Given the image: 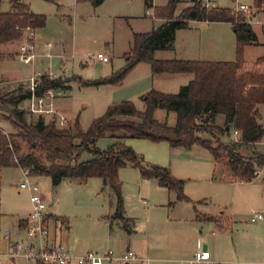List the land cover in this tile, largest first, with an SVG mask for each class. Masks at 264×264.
<instances>
[{
	"label": "rangeland",
	"instance_id": "rangeland-1",
	"mask_svg": "<svg viewBox=\"0 0 264 264\" xmlns=\"http://www.w3.org/2000/svg\"><path fill=\"white\" fill-rule=\"evenodd\" d=\"M22 1L31 10L46 16L47 24L41 32L47 35L52 46L57 43V48L62 52V60L52 58L54 55L51 54L52 57L48 55L49 59L34 61V57L30 63L21 61L17 55L19 47L29 36L24 30L16 43V55L9 61L1 57L0 67L9 62L10 68L19 70V78L24 77L26 80L35 73L56 72L57 67L65 70L67 74H59V77L65 84H69L70 88L64 91V95L53 100L55 107L67 118L66 125L59 127L61 129H67V126L77 119L80 128L86 130L94 119L104 114L108 106L122 101H130L138 110H143L144 102L141 96L148 90L155 89L152 84L177 93V85L186 78L181 76H187L160 73L161 75L152 80L149 64L140 62L120 83L81 86L74 77L83 81L99 80L125 67V54L130 49L132 33L151 31L155 24L153 10L146 7L144 0H104L99 5H94L92 0ZM9 2L10 0H2L0 10H9ZM154 2L158 4L157 7H161L166 5L167 0ZM214 4L227 8L245 4L252 8V14L256 12L253 0H214ZM179 7L177 11L180 10ZM240 14L245 15L246 22L251 20L252 29L258 35L259 43L245 46L243 50L245 64L242 70H251L256 58L264 55V24L260 23L264 21V13L251 18L248 14ZM5 45H0V52L8 49L9 45ZM98 53L107 56L109 60L103 62L97 59ZM162 54L164 53H160ZM49 65L50 69H46ZM27 85L28 81L7 85L0 89V95ZM148 86L150 88L142 92ZM0 106V128L3 126L1 130L7 134L17 132L10 123V109ZM25 107V102L18 105V108L26 113ZM166 113H169L167 122L170 124L176 118L173 112L156 109L154 117L161 121ZM26 118L29 122H36L38 119L29 115ZM216 121H224V116L218 114ZM261 122L264 128V116ZM219 136L223 135L215 130L201 134V138L208 140L215 148L221 142ZM223 137L229 141L225 145L232 143L235 138L233 130ZM15 140L20 144L21 151H27V145L20 137L16 136ZM113 142V139L103 136L97 140L96 147L103 150ZM121 142L129 147L130 143L134 145L135 148H131L142 158L140 162L144 166L159 165L168 168L167 165L172 160L179 175L176 178L183 180V193L190 201L178 200L174 191L160 186L155 179H143L137 167L126 165L119 170L118 177L124 216L129 220L130 226L120 225L119 231H116V227L110 231L106 221L115 209V195L109 186L103 185L100 178H90L82 183L66 180L53 189L48 177L30 176V181L38 184L39 193L51 204L52 213L67 218L69 226L77 235L76 238L73 234V239H77L79 243L101 245V249L107 250L110 249L109 245H116L129 238L131 247L147 246L151 253L167 260L169 264H181L173 260L189 257L198 243L201 248L206 245L217 262L264 263V221H250L253 214L264 212V188L260 178L253 185L232 183L230 171L222 165L224 160L220 159L214 170L213 163L208 161V154L199 149L201 147L191 151L172 147L174 156H185L184 161H181V158H171L168 145V151L164 152L163 157V154L159 156L160 152H154L153 149V146L161 145L148 140L124 139ZM260 142L256 148L264 153V136ZM237 150L244 156L249 155L244 149ZM91 157L89 152L83 151L79 161H86ZM163 159L166 165L148 164L151 160ZM22 177L19 167H7L0 171V216L3 213L10 215L17 210L22 214L28 211L29 192L17 187ZM197 213L223 216L220 220L226 228H217L214 222L196 217ZM225 217L226 222L223 220Z\"/></svg>",
	"mask_w": 264,
	"mask_h": 264
},
{
	"label": "trees",
	"instance_id": "trees-1",
	"mask_svg": "<svg viewBox=\"0 0 264 264\" xmlns=\"http://www.w3.org/2000/svg\"><path fill=\"white\" fill-rule=\"evenodd\" d=\"M103 1L92 0V3L99 5ZM144 1L146 7L153 9L154 17L163 22L149 32L132 33L130 49L125 54V67L99 80L73 79L81 86L120 83L140 62L148 63L152 74L190 73L193 79L173 94L148 90L141 96L143 110H138L130 101L110 105L86 130L80 128L77 119L67 129L59 128L55 119L45 121L39 117L36 122L27 121L26 116H32L27 107L26 113L18 108L19 103L26 102L29 97L27 86L0 95V105L10 109V123L17 131L5 135L0 128V171L4 167L28 168L31 176L48 177L52 186L65 180L82 183L90 178H100L103 185L109 186L115 195L112 217L125 221L128 219L124 217L118 172L128 163L138 168L143 179H156L160 186L174 191L178 200H190L183 193V180L173 177L167 167L142 165V158L121 142L124 139L166 142L171 147L186 149L200 145L209 151L215 162L223 159L237 181L249 182L256 177V171L264 167V154L255 152L251 156H244L237 150L239 144H254L264 136V128L257 120L256 110L258 105L264 104V74L255 69L242 71L245 63L244 47L256 40L251 27L245 22V15L227 7L205 6L201 0H191L192 5L175 15L176 6L182 0H167L166 5L161 7H154L148 0ZM253 6L255 14L264 12V0H253ZM191 20L231 23L236 37L235 60L216 62L154 58L156 51L173 47L176 31L187 28ZM45 22L44 14L31 12L22 0H10L9 10L0 11V44L17 41L25 28L35 30L43 27ZM246 27L250 29L245 30ZM262 64L264 56L254 62V66ZM50 88L67 91L70 86L61 77L50 79L42 75L36 92L42 94ZM156 109L175 113V123L170 125L167 121L157 120L154 117ZM218 114L224 116L222 127L214 125V118ZM230 126L238 130L240 135L238 141L229 145L220 142L215 148L200 136V133L211 130L225 135L228 133L226 127ZM16 136L26 143L27 151H21ZM103 136L115 142L101 150L96 147V142ZM83 151L89 152L92 157L79 161ZM196 217L217 221L215 217L199 213Z\"/></svg>",
	"mask_w": 264,
	"mask_h": 264
},
{
	"label": "crops",
	"instance_id": "crops-1",
	"mask_svg": "<svg viewBox=\"0 0 264 264\" xmlns=\"http://www.w3.org/2000/svg\"><path fill=\"white\" fill-rule=\"evenodd\" d=\"M129 1H132V0H129ZM201 1H203L204 4L208 7H210V6L220 7V6L214 4V0H201ZM144 4H145V1H144ZM152 5L154 7L158 6V4H156L154 2V0H152ZM190 5H192L191 1L189 2V0H182L180 3L177 4L174 14L178 15L184 8H186ZM178 6H180L179 11H177ZM29 10L33 13H36V11H33L30 8H29ZM0 11L6 12L8 10H0ZM259 13L262 14L264 12H259ZM259 13H256V14L254 13L252 16H255ZM36 14H38V13H36ZM145 15H147V14L145 13ZM153 19L155 20V24L153 25L152 29L158 27L163 22V20L157 19L155 17ZM46 24H47V21L45 22V25L43 27L37 28L34 30V37H33L34 52H35L34 57H36V58L35 59L33 58V59H34V61L37 59H41V58L49 59L48 55L53 54L54 56L52 57V55H51L50 57L57 58V59L60 58L62 60V52H61V49L57 48V45H56L57 43H55L54 46H52L50 44V42L48 41L47 35L43 34L41 32L43 29H45ZM249 26L251 27L252 32L255 34L256 40L253 43L247 45L246 47H250L251 45H255V44L259 43L258 42V35L252 29L251 23H249ZM18 41L19 40L0 44V45H5V44L9 45L8 49L2 51L3 53L0 52V58L4 57L5 61H9L10 58H12L14 55H16V52H17L16 51V47H17L16 43ZM11 44L13 46H11ZM171 51L173 54H171ZM160 53H164V54L160 55ZM165 53H167V54H165ZM168 53H170V54H168ZM157 55H158V57H157ZM154 57H156V59H159V60L179 59V60H200V61H216V62L233 61V60H235V57H236V37H235L234 28H233L232 24L229 22H207V21L191 20V21H189L187 28L176 31L173 47L171 49L156 51L154 53ZM6 63L7 64L5 66L0 67V89H3V87H5L7 85L12 86L13 84L24 83V82L28 81L26 79H23L24 77L19 78V75H20L19 70H15L12 67L10 68V66L8 64L9 62H6ZM61 64L64 66V64L62 62H61ZM46 69H50V65ZM254 69L259 71L260 73L264 74V64L258 65V66L253 65V68L251 70H254ZM251 70L245 69L242 71H251ZM55 71L58 74H64L65 73V70L63 68L60 69V67H57V69ZM46 72H48V71H46ZM65 74H67V73H65ZM158 75H161V74L160 73L152 74L151 75L152 80H154V77L158 76ZM166 75H176V76L177 75H187V76H181V77H186V78H183L184 81L177 85V87H176L177 89H179L180 86H182L183 84H187L189 81H191L193 79V75L190 73H178V74H166ZM151 86L153 88H155L156 90L161 91V92H166V93H173L174 92L172 90L168 91L167 89H161L156 84H152ZM149 88H150V86H148L142 92H145ZM65 93L66 92H63L62 95H64ZM25 104H26V102H25ZM263 107H264V104H260L257 106V109H256L257 110V120L262 126H263V124H262L261 120L264 116ZM56 109L61 114H63L59 108L56 107ZM168 116H169V113H166L163 117V120H161V121H167ZM33 117H35V116H33ZM216 117L214 118V125L217 127H222L224 125V121L217 122ZM175 120H176V118H174L172 120L170 125H173L175 123ZM2 128H3V126H2ZM231 129L234 132V129L231 126L226 127V130L228 132ZM201 134L202 133H200V136H201ZM233 135H234V133H233ZM239 135H237V136L234 135V137H235L234 142L239 140ZM223 136L222 137L219 136V138H221V142H223L224 144H227L229 141H226ZM127 140H129V139H127ZM260 143L261 142H257L254 144H239L237 146V148L244 149L245 151H247L249 153L248 156L253 155L255 152H258L260 154H264V153L260 152L259 150H257V148H256L257 145H259ZM155 144L161 145V146H153L154 152L155 151L160 152L159 156L163 154V157H164V152L168 151L167 150L168 148L166 146V145H168L169 146V152L171 153V158L183 159L185 157V156L183 157L182 154H180V155L178 154L177 156H174L173 155L174 154V152H173L174 148H172L166 142H160V143H155ZM130 146L132 148H135L134 145H132L131 143H130ZM196 147H201L199 149H202L201 150L202 152L208 154V157H209L208 161H211L213 163V165H214L213 169L215 170L216 169L215 167H217L219 164L217 162H215V160L212 158L211 154L209 153V151L206 148H204L203 146H200V145H193L191 148H189L187 150L191 151L192 149H196ZM184 159L181 161H184ZM147 160L149 161L150 159L148 158ZM149 163L160 164V165H166L167 164L164 159L162 161H160V160H158V161L153 160L152 161L151 160L150 162H148V164ZM126 165L134 166L130 163H128ZM222 165L225 169H228V167L225 164H222ZM167 166H168L170 174L173 177H175V178L179 177V175L177 173V169L175 168V165L173 164L172 160L168 163ZM4 168H7V167H4ZM4 168H2L1 171ZM230 173H231V171H230ZM231 177H232L231 182L232 183L234 182L235 184H239V185H253L258 180L261 179L260 180L261 185L264 188V183H263L261 176H256L253 180H251L249 182L237 181L236 179L233 178L232 173H231ZM31 182L36 184L38 187V184L35 181H31ZM76 183H78V182H76ZM51 186H52V184H51ZM57 186H52V187L54 189ZM38 192H39V190H38ZM40 194H41L42 198L44 199L46 206H47V209H46V215L47 216H46L45 222H46V225L48 227V232H49L48 238H49V240L53 241L54 243L62 244L74 255L84 254L90 250H97L100 252L106 251V250L101 249L102 248L101 245H93L90 243L89 244L79 243L77 241V239H73L72 238L73 234H74V237H76V238H77V235L73 231V229L69 226V222H68L67 218H65L64 215H62V216L54 215L51 211V204L48 203V201L46 200V197L42 193H40ZM29 195H30V192H29ZM29 195H28V211H25V213L22 214V213H20L19 210H17L13 213H10V215L3 213L0 216V264H39V263H36L34 261L26 260L20 256L11 257L8 254L11 250V245L13 243L25 241V238H26L25 227L27 225V218L31 212V204L29 202ZM113 213H114V211H113ZM113 213L107 218V221H106V223H107L106 225L107 226L109 225L110 231H112L115 227H116V231H119V229L121 227L120 225H123V227L130 226L129 220L125 221V220L113 218L112 217ZM221 214H223V213H221ZM201 215H206V214H201ZM206 216H210V215H206ZM59 217L63 218V220H61ZM212 217H215L217 219V221L214 222L215 226L217 228H219V229L226 228L222 225V221L220 220L223 216L222 217L212 216ZM218 217H219V220H218ZM223 220H224V222H226L227 218L225 217ZM5 234L7 235L6 237H5ZM130 242H131V240L129 238H126V241L121 240L116 245H109L108 248H110V249H107V250H110L116 254H119V253H121L127 249H132L138 255L148 257L149 258L148 264H169V262L167 260L158 257L156 254L151 253V250L147 246L131 247ZM199 248H201V247H200V244L198 243L195 246V248L192 250V253L190 254L189 257L184 258V259L183 258L175 259L173 261L181 263V264H189L190 260L192 259L194 252L196 250H198ZM210 255H211V253H210ZM211 259L213 261H216L215 259H213L212 255H211ZM229 263L232 264L231 262H229ZM70 264H75V263H70ZM261 264H264V263H261Z\"/></svg>",
	"mask_w": 264,
	"mask_h": 264
},
{
	"label": "built area",
	"instance_id": "built-area-1",
	"mask_svg": "<svg viewBox=\"0 0 264 264\" xmlns=\"http://www.w3.org/2000/svg\"><path fill=\"white\" fill-rule=\"evenodd\" d=\"M152 4V0H148ZM235 13H245L251 18L253 10L250 6L245 4H238L231 8ZM148 14V10H146ZM251 20L246 22L250 23ZM264 24L263 22H260ZM29 33L27 40L19 47L18 56L24 63H30L34 56V30L25 28ZM97 59L107 62V56L98 53ZM47 75L50 79H56L59 74L48 71L43 74L35 73L28 80L27 88L30 92L26 99L27 110L31 115L43 119H55L58 127H63L67 123V118L61 114L55 107L53 100L63 94L60 88H50L38 94L36 91L42 75ZM234 135L240 134L238 130H234ZM3 134H7L5 131ZM21 169V168H20ZM22 179L18 184L21 190H28L30 192L29 202L31 204V212L27 218L26 238L23 242H15L11 245V250L8 253L11 257L20 256L26 260L34 261L39 264H148L149 258L138 255L134 250L127 249L119 254L113 251L106 250L103 252L97 250H90L84 254L74 255L65 246L59 243H54L48 238V227L46 225V203L38 192L36 184L30 181V171L28 168L21 169ZM256 176H261L264 183V167L260 168L255 173ZM251 222L264 221V212H257L250 217ZM7 235L5 234V237ZM189 264H230L229 262H217L211 259L209 250L199 248L196 250L190 260Z\"/></svg>",
	"mask_w": 264,
	"mask_h": 264
},
{
	"label": "water",
	"instance_id": "water-1",
	"mask_svg": "<svg viewBox=\"0 0 264 264\" xmlns=\"http://www.w3.org/2000/svg\"><path fill=\"white\" fill-rule=\"evenodd\" d=\"M250 28L249 27H246L245 30H249ZM228 129V128H227ZM203 249H206V245H203L202 246Z\"/></svg>",
	"mask_w": 264,
	"mask_h": 264
}]
</instances>
